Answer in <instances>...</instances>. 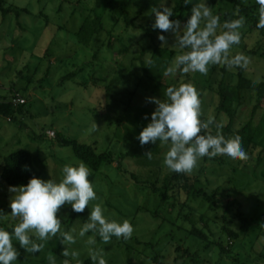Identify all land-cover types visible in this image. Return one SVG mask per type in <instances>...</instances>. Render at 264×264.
<instances>
[{"label": "rangeland", "instance_id": "rangeland-1", "mask_svg": "<svg viewBox=\"0 0 264 264\" xmlns=\"http://www.w3.org/2000/svg\"><path fill=\"white\" fill-rule=\"evenodd\" d=\"M4 1L6 9L19 14L4 15L0 8V101L19 94L28 104L14 121L0 115V169L6 156L25 151L32 155L41 179L59 181L65 164L82 160L73 146L60 145L58 134L97 153H112L114 158L96 172L97 200L83 213L65 205L58 214L62 230H74L76 243L62 245L57 237L42 251L29 254L14 241L20 252L14 264H49L50 252L56 264L64 259L83 264L91 260V248L104 249L107 264H264V123L255 127L257 145L247 153V161L205 157L188 174L195 194L166 190L165 178L172 172L163 166V158L169 146L158 141L141 147L137 139L156 108L147 98L166 99L148 92L142 83V61L151 59V55L141 58L148 46L143 33L124 20L117 21L105 0ZM95 18L102 19L105 30L83 42L81 27ZM139 21L145 23V19ZM239 31L240 44L252 50L259 36L248 35L245 27ZM167 40L164 48L174 51L171 67L179 50L172 46V33ZM248 57L246 76L264 80L263 59ZM211 67L206 76L183 74L179 82H190L203 92L201 119L214 117L220 105L219 96L205 88ZM230 71L237 72L235 67ZM246 117L243 113L238 119L237 129ZM93 121L100 129L89 133ZM210 130L217 131L216 127ZM219 131L227 137L223 127ZM146 151H152V159L144 156ZM216 193L219 206L211 209L204 194ZM12 195L0 174L4 214L11 212ZM97 203L106 218L130 221L134 228L130 239L113 237L104 244L97 236L96 245L90 246L86 241L92 233L79 237L90 208ZM16 223L10 215L0 216V227L7 231ZM64 247L77 251L78 258L62 256Z\"/></svg>", "mask_w": 264, "mask_h": 264}, {"label": "clouds", "instance_id": "clouds-1", "mask_svg": "<svg viewBox=\"0 0 264 264\" xmlns=\"http://www.w3.org/2000/svg\"><path fill=\"white\" fill-rule=\"evenodd\" d=\"M185 7L191 5L190 15L186 22L170 19L173 10L167 6V0H162L159 7H153L154 30L172 33L174 46L179 50L173 64L165 75L176 72L183 74L199 73L206 76L211 66L222 65L228 69H247L251 63L250 57L243 53L233 54V46L241 42V32L245 25V17L225 20L215 15L206 0L194 3L193 0H183ZM259 5L257 29H264V0H256ZM161 47L168 46L165 35H159ZM149 63H151L149 61ZM166 99L149 97L148 102L156 105L151 113V121L139 133L137 139L141 147L147 144L168 145L163 158V166L177 174H191L203 158L212 159L227 156L232 160L247 161L249 156L242 146L239 136L226 138L219 129L222 124L216 123L214 117L206 120L202 117L201 93L190 82L170 86L165 92ZM147 119V116H145ZM215 125L217 131L211 132ZM100 128L93 121L89 133ZM144 156L152 159V151H146ZM92 169L83 161L76 164H65L59 181L44 180L33 176L26 185L9 186L12 193L9 207L10 214L0 210V216L10 215L17 223L12 231L0 227V264H14L20 256L14 241L26 253L35 254L42 251L45 244L59 237L62 245L76 243L73 231L62 230V221L58 215L65 205H70L75 213H83L92 201L97 200V194L89 177ZM134 228L129 220L122 222L110 220L104 215V209L97 203L90 208L88 219L82 224L78 233L84 237L87 233V244L94 246L97 236L104 244H109L113 237L128 240L132 237ZM104 249H90V259L93 264H107L104 259ZM61 255L78 258L79 253L64 247ZM49 264H56L53 253L47 256ZM62 264H70L64 259ZM79 264V261H77Z\"/></svg>", "mask_w": 264, "mask_h": 264}, {"label": "trees", "instance_id": "trees-1", "mask_svg": "<svg viewBox=\"0 0 264 264\" xmlns=\"http://www.w3.org/2000/svg\"><path fill=\"white\" fill-rule=\"evenodd\" d=\"M108 10L114 15L117 21L124 20L126 24L143 33L144 38L148 40V46L143 51L141 58L144 59L147 55H151L150 62L142 61L143 75L142 83H145L148 92H151L158 97L164 96L165 90L170 86L179 84L183 73L177 72L172 78L171 75H165L170 67L169 60L174 56V51L168 48L161 47L159 35L168 37V33H163L160 30H154V14L151 12L153 7H159L162 0H105ZM197 0H193L195 3ZM211 7L213 13L220 17L223 23L225 20L238 19L239 16L245 17V27L248 35L257 34L259 40L254 45L253 49H249L247 45H235L232 51L246 52L248 56L257 57L264 61V29H257L259 5L256 0H206ZM4 0H0V8L3 14L16 12L13 9L4 7ZM167 6L173 10V16L170 19H179L181 22H186L190 15L191 5L184 6L183 0H167ZM132 10H135V16L132 17ZM144 20L141 23L139 20ZM139 22L141 24H139ZM105 30L104 23L101 18L87 19L80 29V38L83 42L91 41L95 35H98ZM237 72L230 71L225 66L216 65L211 67L210 75L205 88L210 92L216 93L220 98V105L217 108V114L214 116L216 123L222 124L227 135L226 138H234L239 136L242 140V146L248 153L251 152L256 144V130L259 124H263L264 118V80L257 81L247 77L245 69L235 68ZM68 79L70 76L67 77ZM142 85V84H141ZM201 93V101L204 102V94L200 87H196ZM135 93H131L133 97ZM14 97L6 98L0 101V115L14 121L18 113H24V108L28 104L15 105ZM24 98V97H23ZM27 101V100H26ZM247 114V120L241 121L240 129H237L238 119ZM263 115V116H262ZM259 121L257 117H259ZM225 118V119H224ZM206 120L207 118H202ZM226 120V122H225ZM239 124V123H238ZM215 127V125L211 126ZM57 140L60 145H71L74 147L76 155L88 167L92 169V175L89 179L92 183L95 182L96 172L104 164L114 162L112 153H97L91 146L79 145L74 142L65 141L58 134ZM254 144V145H253ZM0 174L9 186L26 185L30 178L36 176L40 178L33 164V157L30 153L19 151L6 156L3 160V167ZM166 190L177 191L179 194L184 193L186 196L195 194L193 180L188 174L171 173L165 178L164 186ZM204 198L210 204L211 209H215L217 204V193L213 196L204 194ZM167 197V195H166ZM229 206V204H228ZM232 237L237 235L230 233ZM222 253L225 252L223 247ZM83 264H93L92 260H87Z\"/></svg>", "mask_w": 264, "mask_h": 264}, {"label": "built area", "instance_id": "built-area-1", "mask_svg": "<svg viewBox=\"0 0 264 264\" xmlns=\"http://www.w3.org/2000/svg\"><path fill=\"white\" fill-rule=\"evenodd\" d=\"M26 99L25 98H23L21 95H19V94H17V95H15V97H14V100H13V103L15 104V105H23V104H26ZM50 137L51 138H54L55 137V133H50Z\"/></svg>", "mask_w": 264, "mask_h": 264}, {"label": "crops", "instance_id": "crops-1", "mask_svg": "<svg viewBox=\"0 0 264 264\" xmlns=\"http://www.w3.org/2000/svg\"><path fill=\"white\" fill-rule=\"evenodd\" d=\"M2 165V164H1ZM2 169V168H1ZM1 169H0V171H1Z\"/></svg>", "mask_w": 264, "mask_h": 264}]
</instances>
